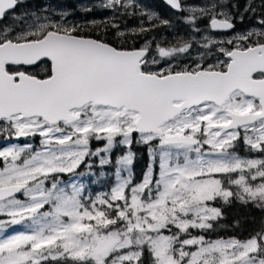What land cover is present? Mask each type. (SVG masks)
Returning a JSON list of instances; mask_svg holds the SVG:
<instances>
[{
  "label": "snow or ice",
  "instance_id": "1",
  "mask_svg": "<svg viewBox=\"0 0 264 264\" xmlns=\"http://www.w3.org/2000/svg\"><path fill=\"white\" fill-rule=\"evenodd\" d=\"M24 3L0 0V140H26L0 147V264H264V219L244 239L206 238L218 202L264 212V0L243 9L258 27L229 39L211 33L244 18L233 0H167L191 31L155 49L129 43L149 29L122 28L123 0L90 23ZM133 145L149 156L139 182ZM117 147V180L93 195L78 169L94 175Z\"/></svg>",
  "mask_w": 264,
  "mask_h": 264
},
{
  "label": "rangeland",
  "instance_id": "2",
  "mask_svg": "<svg viewBox=\"0 0 264 264\" xmlns=\"http://www.w3.org/2000/svg\"><path fill=\"white\" fill-rule=\"evenodd\" d=\"M142 1L143 0H123V2L130 4L131 8L130 9L128 8V13L130 16H128V15L127 16L126 15L119 16L120 18H122V17L125 18V16L127 17L124 20L119 21L121 23L122 27L128 24V27L133 28L132 25L135 24L136 28H139L141 26L142 22H143V24L151 23L152 20H149L148 16L152 15L153 19H154L156 17V11H158V12L163 13V16L165 13L167 14L166 18H164V19L170 20L171 25L170 26L160 25L159 21L155 20V21H158L156 23L157 27L148 28L150 30L147 32V34L145 36H147L149 34H152L153 36L154 35L157 36L158 34H161L163 31H165L167 28L168 31H170V36H169L170 40H173L174 38L175 39H181L182 37L188 38L187 34L191 31V29L189 28L188 24L185 21V15L186 14L175 15L172 11H170V9H168V10H165L163 8L160 9L159 8L160 5L158 6V4L156 2L157 0H144V2H142ZM256 1H257L256 2L257 5H258L259 4L258 0H256ZM107 2L110 3L111 0H108ZM204 2H205V0H185L186 6H199V5H202ZM233 2L237 3L239 5V11L241 13H243V9H244V6L246 4V0H233ZM152 6H153V8H152ZM62 9L63 8H60V7H54V8H50L49 10L54 11L56 14H59L61 12H64ZM99 9L102 10L101 8H99ZM112 11H114V10L112 9ZM120 12H123V9L115 10L114 15H118V13H120ZM169 12L170 13L172 12V14H170ZM235 13H236V10L233 9V14H234V21L233 22L235 24L234 30H231L230 32L225 33V34L214 33L212 31L211 34L213 36H215L217 39H229L233 35H236L237 33L246 32V31L251 30L254 27H258L257 19L254 16V14L243 13L244 18L241 20L240 15H237ZM168 14L170 15V18H168ZM110 16L113 17V13H110ZM236 26H237V28H236ZM177 27H180L179 32L180 31L185 32L184 35H181V36L175 35ZM200 27L202 29H205L207 27V20L200 21ZM161 28L164 30L160 31ZM163 39H165L164 36H162V38H159V40H156V42L158 43V41L163 40ZM168 41H166V42H168ZM166 42H163V43H166ZM169 42H173V41H169ZM160 44H162V43H160ZM161 46H165V45L162 44ZM155 47L156 46L154 45V48ZM165 47H168V46H165ZM25 142H26V140L24 138H21L19 140H16V139L7 140V141L0 140V147H7V146H11L12 144L22 145ZM34 143L38 144L39 140L37 139L36 141H34ZM101 147H103V146H101ZM147 155H148V153H147ZM245 158H247V157H245ZM249 158H252V157H249ZM148 161H149V156H148ZM95 164H96V166H98V168L102 167L99 165V158H97V162ZM106 166H109V164ZM103 173H104L103 176H100V174H98L97 176L93 177V181H95V182H93L90 186L87 185L89 187L88 188L89 192L92 193L93 195L98 194L102 191H107L109 189V187L114 185L116 180H117L116 165H115V170L112 174H110L108 172H103ZM110 176L112 177V182L108 185V187H106V189L102 188L106 184V182H104V181H106ZM94 186H96V189L92 190V188ZM0 219H7V217H0ZM14 227L16 228L17 231L23 230V227L20 225H17ZM9 234H12L11 229H9Z\"/></svg>",
  "mask_w": 264,
  "mask_h": 264
},
{
  "label": "trees",
  "instance_id": "3",
  "mask_svg": "<svg viewBox=\"0 0 264 264\" xmlns=\"http://www.w3.org/2000/svg\"><path fill=\"white\" fill-rule=\"evenodd\" d=\"M259 1V0H258ZM159 8H163L165 10H168L166 6H164L161 0L156 1ZM162 2V3H161ZM163 19V18H160ZM153 23L156 24V21L151 23H145L143 26L145 28H153ZM133 28H136V25H132ZM138 44L139 39L138 38H132L130 39L129 43ZM98 148L103 146L101 142H98ZM134 146V145H133ZM132 147V151L136 154L135 160L132 165V171L134 173V178L137 182L140 181L142 178V175L144 171L146 170V166L148 163L147 156L145 158V152L144 148L140 147L139 145ZM126 152L124 147H117L113 149L112 153L110 154V159L113 161L109 164V166H104L101 168H97L96 170L93 169V171H96L98 174L101 172H108L112 174L115 170V159L116 157L123 155ZM96 162H93V166ZM84 165L78 169V171L84 172ZM88 171H85L84 177H76L74 179H77L79 181H82L84 183H90L89 180L90 175L88 174ZM65 179H68L67 176L64 177ZM106 185L110 184L112 182V177L110 176L106 181ZM216 206L222 208L223 217L218 221L214 223V230H210L208 233H206V238L210 240H215L218 238H228L231 236H237L240 239H244L247 237L250 233H252L254 230L258 229L260 221L264 219V212H261L259 209H255L252 207H243L240 204L234 202L230 206H223L222 202H218ZM240 221V225L237 226L236 221ZM194 232H198L199 230H193Z\"/></svg>",
  "mask_w": 264,
  "mask_h": 264
},
{
  "label": "flooded vegetation",
  "instance_id": "4",
  "mask_svg": "<svg viewBox=\"0 0 264 264\" xmlns=\"http://www.w3.org/2000/svg\"><path fill=\"white\" fill-rule=\"evenodd\" d=\"M107 1L108 0H25L24 5L22 7H20V8H17L16 11L18 13H23L24 11L41 13V12H43V10L45 8L50 9V8H54V7H60V8H63L62 9L63 11H68V12L71 13V16L69 17V19H71L73 21H76V22H80V23H85V22L90 23L93 20L99 22V21L111 19L112 17L110 16V13H113V16H114V11H112V9L103 7V5L108 4ZM142 2H144V0ZM258 3H259V1H258ZM162 4L164 6H166L164 3H162ZM166 7L168 9H170L168 6H166ZM86 8L91 9V11L90 12H86L85 11ZM99 8H101L102 10H100ZM130 8L131 7H129V9ZM152 8H153V6H152ZM170 11H172L175 15H181L182 14L181 12H179L177 10L170 9ZM172 12L171 13L169 12V13L172 14ZM166 15L167 14L165 13L164 16H163V13L156 11V17H159V19L160 18H163V19L166 18ZM126 16H125V18H127ZM128 16H130V15H128ZM156 17L151 22L157 20ZM125 18H123V17L120 18L119 17V21L120 20H124ZM168 18H170L169 14H168ZM158 21H156V23ZM4 22L7 23L8 21L6 20ZM122 28L125 31H127L129 29H132V28L128 27V24L123 26ZM236 28H237V26H236ZM163 30L164 29H162V28L160 29V31H163ZM179 30H180V27H177L175 35H179V36L184 35L185 32H183V31L179 32ZM230 31L231 30L213 31V32L214 33H219V34H225V33H228ZM147 32L142 33L139 36L133 37V38H138L139 39V43L138 44H134L135 47L139 48L142 45H144L146 41H153L152 48L155 49L154 45L156 46V44H157L156 40H159V38H162V36H164L165 39L158 41V44L162 43L165 46H171L172 44H175L176 41L178 40V39H175V38L173 40L169 39L170 31H168L167 28H166L165 31H163L161 34H158L157 36H155V35L153 36L152 34H149V35L145 36L147 34ZM168 40L169 41H173V42H169ZM166 41H168V42H166ZM163 42H166V43H163ZM162 44H160V45H162ZM97 145H98V142L97 141H93L92 144H91L92 149L95 150L96 148H98ZM134 146H136V145H134ZM134 146H132V147L135 148ZM140 147H143V146H140ZM143 148H144L145 154H147L148 153L147 149L145 147H143ZM125 150L127 151L126 148H125ZM238 154L241 155L242 157H247V158L253 157L255 155H258V154H254V153L253 154H249L248 152H246L245 151V146L243 144L239 145ZM146 156H147V159H148V155H145V158H146ZM90 162L91 163L97 162V158H92ZM102 167H104V166H102ZM83 168H84V172L89 170L86 166H83ZM97 168H98V166H96V164H94L93 168L91 169V172L94 173V175H90V177H89V180L91 181L90 183L86 184V183H84L82 181H80V182L90 186L93 183V177L98 175V173L96 171H93V169L96 170ZM108 185L105 184L102 188L106 189V187H108ZM95 189H96V186H94L92 188V190H95Z\"/></svg>",
  "mask_w": 264,
  "mask_h": 264
},
{
  "label": "water",
  "instance_id": "5",
  "mask_svg": "<svg viewBox=\"0 0 264 264\" xmlns=\"http://www.w3.org/2000/svg\"><path fill=\"white\" fill-rule=\"evenodd\" d=\"M162 2H163L166 6H168L170 9H172L171 6L167 4V0H162ZM172 10H175V9H172ZM177 11H178V10H177ZM220 31H224V30H220Z\"/></svg>",
  "mask_w": 264,
  "mask_h": 264
}]
</instances>
